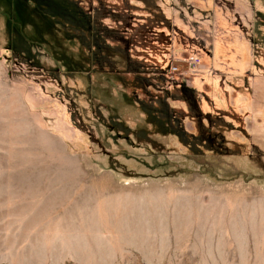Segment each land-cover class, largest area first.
<instances>
[{"label": "rangeland", "instance_id": "1", "mask_svg": "<svg viewBox=\"0 0 264 264\" xmlns=\"http://www.w3.org/2000/svg\"><path fill=\"white\" fill-rule=\"evenodd\" d=\"M236 4L0 0V264H264V0L241 32Z\"/></svg>", "mask_w": 264, "mask_h": 264}, {"label": "crops", "instance_id": "2", "mask_svg": "<svg viewBox=\"0 0 264 264\" xmlns=\"http://www.w3.org/2000/svg\"><path fill=\"white\" fill-rule=\"evenodd\" d=\"M98 3H103V0H96ZM105 1V0H104ZM228 1H235L236 4V11H237V19H238V27L239 32H241L242 28L249 29L248 24L253 23V9L251 0H228ZM227 2V1H225ZM228 3V2H227Z\"/></svg>", "mask_w": 264, "mask_h": 264}, {"label": "built area", "instance_id": "3", "mask_svg": "<svg viewBox=\"0 0 264 264\" xmlns=\"http://www.w3.org/2000/svg\"><path fill=\"white\" fill-rule=\"evenodd\" d=\"M187 67H188L187 68L188 73L195 74V73L199 72V70L201 68L199 59L198 58L189 59V61L187 63Z\"/></svg>", "mask_w": 264, "mask_h": 264}]
</instances>
